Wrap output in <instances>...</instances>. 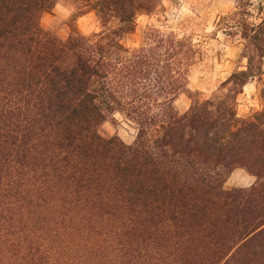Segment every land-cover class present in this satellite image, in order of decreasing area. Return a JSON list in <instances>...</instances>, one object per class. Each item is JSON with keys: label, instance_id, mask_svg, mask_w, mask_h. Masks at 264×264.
Segmentation results:
<instances>
[{"label": "trees", "instance_id": "obj_1", "mask_svg": "<svg viewBox=\"0 0 264 264\" xmlns=\"http://www.w3.org/2000/svg\"><path fill=\"white\" fill-rule=\"evenodd\" d=\"M161 1L0 0V264H264V4L223 17L245 64L205 95L202 42L155 25L121 41ZM59 2L100 29L43 28ZM250 80L262 105L241 115ZM116 114L130 144L100 132ZM235 168L255 181L226 189Z\"/></svg>", "mask_w": 264, "mask_h": 264}, {"label": "rangeland", "instance_id": "obj_2", "mask_svg": "<svg viewBox=\"0 0 264 264\" xmlns=\"http://www.w3.org/2000/svg\"><path fill=\"white\" fill-rule=\"evenodd\" d=\"M252 9L263 5L264 0H251ZM237 0H162L158 11L140 15L136 20L133 33L121 36L126 45H134L140 41L141 33L147 25L164 26L179 34H188L194 41L204 46V55L191 69L189 89L205 95L215 90L221 81L237 69L243 68L244 59H240L242 40L237 34L228 35L221 29L225 15L237 5ZM73 11L62 2L51 9L43 11L40 24L43 28L57 36H65L75 25L77 29L90 34L100 29L99 22L93 13H87L72 20ZM264 78V77H263ZM189 97L182 94L175 102L178 112H183L189 105ZM236 108L239 114L246 115L258 110L262 103L256 80L248 81L236 97ZM100 132L105 135L118 136L123 142L130 144L135 136L133 124L125 118L114 115L100 125ZM255 177L244 168H235L224 182L226 189L248 187Z\"/></svg>", "mask_w": 264, "mask_h": 264}]
</instances>
